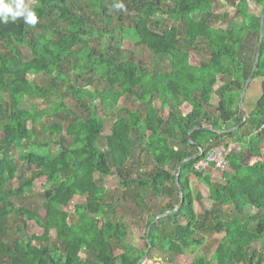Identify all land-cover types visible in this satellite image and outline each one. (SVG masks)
I'll list each match as a JSON object with an SVG mask.
<instances>
[{
    "label": "trees",
    "instance_id": "16d2710c",
    "mask_svg": "<svg viewBox=\"0 0 264 264\" xmlns=\"http://www.w3.org/2000/svg\"><path fill=\"white\" fill-rule=\"evenodd\" d=\"M250 1L221 0L243 17L242 24L227 28L213 27V0H24L36 13L35 25L26 24L23 17L0 22V264H138L148 251V258L154 251L169 254V264H184L176 257L187 255L193 256L191 264H264V40L253 78L262 79V97L251 113L246 99L241 102L255 64L249 70L239 49L249 32L261 36L262 27V16L249 12ZM257 2L264 5V0ZM94 36L100 49L91 46ZM128 38L157 59L171 57V70L153 72L135 62L133 50L124 47ZM203 46L211 57L192 64L191 52ZM24 49L31 58H25ZM53 72L61 76L60 82L51 80L54 93L32 79ZM93 76L106 84L102 91L91 81ZM164 77L170 78L171 94L161 92ZM139 89L146 109L119 108L106 134L98 104L115 109L121 97L135 96ZM63 90L71 93L81 113L68 106ZM37 100L45 107L39 108ZM184 103L192 107L187 115L181 111ZM65 110L75 115L66 137ZM59 113L61 121L46 126L44 120ZM40 124L48 127L49 141L40 140ZM237 126V131L222 132ZM231 143L241 149L227 156L229 168L221 172L222 179L195 170L214 146ZM181 145L185 149H176ZM143 157L155 168L132 174L129 163L139 164ZM18 160L32 173L14 186ZM181 165L183 180L178 185ZM97 175H117L122 198L150 213L145 251L129 242L127 224L117 218ZM192 175L220 195L201 214L196 203L204 197L194 191ZM144 190L165 196L158 213H152ZM181 190L182 209L150 229L159 215L181 204ZM28 195L45 204L42 217L40 205L33 211L18 204ZM76 197L86 200L76 205V213L94 218L97 225L71 223L64 208ZM29 220L43 227L41 236L30 235ZM242 221L250 227L243 228ZM53 231L56 239L48 242ZM208 234H224L211 259L196 255Z\"/></svg>",
    "mask_w": 264,
    "mask_h": 264
},
{
    "label": "rangeland",
    "instance_id": "374dc122",
    "mask_svg": "<svg viewBox=\"0 0 264 264\" xmlns=\"http://www.w3.org/2000/svg\"><path fill=\"white\" fill-rule=\"evenodd\" d=\"M213 1H214L215 17L214 19H212V23H213L214 28H222V27L227 28L230 25H239L243 23V17L241 15L236 14L237 9L234 6H232L231 4H227V3L226 5H223L221 0H213ZM29 3H31V1H27L28 5ZM248 8H249L250 13L260 17L262 16L264 5H261L260 3H258L257 0H251L249 2ZM136 20L137 19H135V21ZM95 21L98 22L99 25L101 26L103 25L101 19H95ZM172 23L175 24L174 21H172ZM179 26L182 28V25H179ZM125 27H127V25H125ZM259 39H260V36L258 33L249 32V35L247 39L245 40V44L242 46V48L240 47L239 49V52L241 50L240 56L242 60L245 61L249 70H251L252 66L255 64V61H256V56H257L258 47H259L258 45ZM92 40L93 41H92L91 46L97 47L98 49H100L101 48L100 40L95 36L92 38ZM124 45H125L124 46L125 50H129V49L133 50L132 59L135 62L142 64L150 71L152 70L153 72H155L156 69H160V68L166 71L171 70L172 68L171 67V62H172L171 57H165L164 59H160V58L157 59L146 47H143V46L136 47L134 43L131 41V39L129 38L125 40ZM111 52H114V51H111ZM24 54H25L26 59L31 58V52L28 49H24ZM125 56H130V55L128 53H125ZM210 57H211V54L209 52V49H207L206 46H203L196 51H192L190 55L191 62L194 65H199L203 62H207ZM154 63H155V66L153 68ZM92 78L93 79L91 81L94 82L95 85H97V89H99L100 91H102L106 87V84L104 85L103 80L101 81L99 78L94 77V76ZM32 79L35 80L39 86L44 87L45 89H48L50 92L54 93L55 89L53 87V83H51V80L55 79L56 82H60L61 76L56 75L55 72H53L49 76L36 75L32 77ZM162 80L164 81V83L161 86V92L163 94L164 93L171 94V91L168 90L167 88L170 78L164 77L162 78ZM250 85H252L251 86L252 88L249 86L246 89V94L244 93L245 91L242 93V96L243 94H245L246 110L248 113H251L257 107V104L262 97V91H263L262 79L261 78L252 79L250 82ZM65 92L64 90L62 91V93L64 94V97H66L65 99H66L68 106L72 108L73 110H75L76 112L81 113L78 103L72 97L71 93L70 92L65 93ZM141 92L142 91L139 89L137 90V94L135 96L128 94V95L121 97L115 109L113 108L111 109L109 107L103 108L100 103L98 104L99 115L105 119V125H106L105 133L106 134L110 133L112 129L114 117L117 115L119 108L124 107V108L134 110V111L135 110L143 111V109L144 110L146 109L147 105L138 98L140 97ZM56 98H58V96H56ZM35 103L39 108L45 107L44 103L41 100H37L35 101ZM155 104L158 108L161 107V102L157 98V96L155 98ZM217 106H218V103L216 102V107ZM185 107H187L185 112H188L190 109H192V107L189 104H186ZM215 109L217 108L214 107L212 109L213 115L217 114V110ZM60 114L61 113L50 116V120H44L46 122L45 123L46 126L49 127V123H52L51 121H61ZM63 114H65L68 117L67 121H62L64 124V127L66 128L64 132V135L66 137L68 136L67 127L70 122L75 120V115L73 113H69L66 110L64 111ZM45 127L42 124H40L36 127V131L38 132V134L40 133L39 134L41 136L40 140L44 139L46 141H49L51 139L50 132H49L48 127L47 128ZM262 131H264V127H262ZM101 144L102 143L100 142V146L96 147L98 150H101L102 148ZM220 144H217V145H220ZM263 148H264V143H263ZM51 149L55 152L57 150V147L52 146ZM255 161L256 159L252 160V162H255ZM17 164L19 166L20 173L18 174L17 178L13 182L14 186H17L19 180L21 179V176H22V179H24L26 177H29L32 173L31 172L32 168L29 167L25 162L18 160ZM153 168H155V164L151 162L150 160L146 159V157H143L142 161H140L139 164L137 163L134 166L132 162L129 163V170L134 175H137L138 173H146L147 171H150ZM179 173H180V182H181V180H183V175H182V172L179 171ZM215 175H216V179H222L221 172L217 171ZM97 179L107 188L109 198L111 199L109 200V202H113V204L115 205V214L117 218L122 219L123 221L126 222L127 227L129 229V237H128L129 242L135 244L139 249L145 251L146 247H145L144 239H145V234H146V225L148 223V218H149L150 213L148 211L140 212L134 202H132L128 198L127 199L122 198V192L119 188V178L117 175H111V176L97 175ZM199 183L201 184V188L203 189V191H205V193L209 196L208 200L205 201L204 203L197 202L198 204L196 205V210L197 212L201 214L203 213L202 208L204 206L209 208L215 202H218V200L220 199V195L216 191L215 187H213V189L211 190L205 189L204 185H202V182L200 180L198 183H195L196 190L194 189V191L196 193L199 191V187L197 186ZM142 193L144 195H148V201L152 208V213H158V210L166 202L165 196L157 197L153 193L151 192L149 193V191L147 190L142 191ZM85 201L86 200L83 198L76 197L75 200L72 202V204L69 207L64 208V209L70 213L71 223L77 224L78 226H82V227H92V226L97 225L98 223L94 218H90L88 216L83 217L76 213V205L79 203H84ZM18 204L22 205L28 210H33V211L34 210L36 211L40 205V208L42 209V211H40L41 217L44 215L43 209L45 208V204H43L42 200L39 199V197L37 196L28 195L22 198V201ZM225 210L229 212L230 208L226 207ZM22 224L23 223H20V225ZM240 225L243 228L250 227V224L248 221H242L240 222ZM27 231L30 232V235H37V236H41L44 233L43 227L36 220H29L27 222ZM223 237H224V234H208L205 245L200 247L197 250L196 255L198 256L205 255L206 257L211 259L213 255L215 254L218 248V245L220 241L223 239ZM55 239H56V232L53 231L48 239V242H53L55 241ZM259 245L260 244H258V246ZM121 251H122V248H119L118 250H116L117 254L120 253ZM82 257L85 258L86 255L82 254ZM169 257H170L169 254L154 251L152 255L150 256V258L147 257L145 262L146 264H169V261H168ZM176 259L180 261L181 263L191 264L193 260V256L192 255L177 256Z\"/></svg>",
    "mask_w": 264,
    "mask_h": 264
},
{
    "label": "clouds",
    "instance_id": "9594fccd",
    "mask_svg": "<svg viewBox=\"0 0 264 264\" xmlns=\"http://www.w3.org/2000/svg\"><path fill=\"white\" fill-rule=\"evenodd\" d=\"M19 17H23L26 24L37 23L36 13L25 5L24 0H0V22H14Z\"/></svg>",
    "mask_w": 264,
    "mask_h": 264
},
{
    "label": "built area",
    "instance_id": "2783aa9c",
    "mask_svg": "<svg viewBox=\"0 0 264 264\" xmlns=\"http://www.w3.org/2000/svg\"><path fill=\"white\" fill-rule=\"evenodd\" d=\"M235 149H241L238 146L229 144L227 145H217L212 148L207 157L200 160L195 165V170L198 172H206L211 167H214L219 172H224L228 170L227 156L233 152Z\"/></svg>",
    "mask_w": 264,
    "mask_h": 264
},
{
    "label": "water",
    "instance_id": "95a60500",
    "mask_svg": "<svg viewBox=\"0 0 264 264\" xmlns=\"http://www.w3.org/2000/svg\"><path fill=\"white\" fill-rule=\"evenodd\" d=\"M261 34V36H260V43H259V47H258V52H257V56H256V61H255V68H254V70H253V72H252V74H251V76H250V78H249V80L247 81V86H246V88H245V94H246V89L250 86H252V85H250V82H251V80L255 77V73H256V70H257V66H258V62H259V58H260V55H261V49H262V42H263V40H264V8H263V13H262V27H261V32H260ZM252 88V87H251ZM245 94H243V96L241 97V102L243 103V100H244V98H245ZM242 108H243V105H242ZM243 116L245 117L244 118V121H243V123L242 124H244L245 123V121L247 120V114H246V112L243 110ZM240 129V126H237L236 128H233V129H230V130H226V131H222L223 133H228V132H234V131H237V130H239ZM192 133V132H191ZM190 133V134H191ZM198 158V156H195V157H193V158H191V159H189V160H192V159H197ZM181 169H182V165L180 166V168H179V171L181 172ZM177 184L178 185H180V173L178 174V176H177ZM180 193H181V196H182V202H181V204L176 208V209H174V210H172V211H169V212H167V213H163V214H161V215H159L158 217H157V219L152 223V225L150 226V229L154 226V224L158 221V220H160V219H162V218H164V217H167V216H169L170 214H173V213H176V212H179L181 209H182V206H183V204H184V202H185V196H184V193H183V191L181 190L180 191ZM147 240H149V236H147ZM148 253H149V251H148ZM148 253L141 259V261L138 263V264H144L145 263V261H146V259H147V257H148Z\"/></svg>",
    "mask_w": 264,
    "mask_h": 264
},
{
    "label": "crops",
    "instance_id": "0c3cea01",
    "mask_svg": "<svg viewBox=\"0 0 264 264\" xmlns=\"http://www.w3.org/2000/svg\"><path fill=\"white\" fill-rule=\"evenodd\" d=\"M186 104H188V103H184L183 105H182V107H181V111L183 112V114L184 115H187L188 113H190L191 112V110L192 109H190L188 112H185V110L187 109V107H185V105ZM191 106V105H190ZM162 107V106H161ZM160 107V108H161ZM167 113V112H166ZM204 124L205 125H208V124H206V122H204ZM226 131V130H225ZM229 141L230 142H234V140H231V139H229ZM232 145H235V146H239L238 144H235V143H231ZM182 146V145H181ZM179 146V147H176V149H185V146ZM212 170V171H211ZM211 171V172H210ZM217 172V170L214 168V167H211L208 171H206L205 173H209V174H211L212 175V177H214V179H216V175H215V173ZM190 179H191V184H192V186H193V189H195L196 190V188H195V186H196V184L195 183H198L199 182V178H197L195 175H192L191 177H190ZM202 182V181H201ZM202 185H204V188L205 189H207V190H211V189H213V187H208V186H206L203 182H202ZM198 187H199V191L198 192H200L202 195H203V197H204V200L203 201H201V202H205V201H207L208 200V195L205 193V191H203V189L201 188V184L199 183L198 185H197ZM199 203V202H198ZM198 203H196V205L198 204ZM199 213V212H198Z\"/></svg>",
    "mask_w": 264,
    "mask_h": 264
}]
</instances>
